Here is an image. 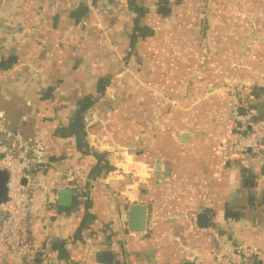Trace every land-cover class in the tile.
<instances>
[{"label": "crops", "instance_id": "obj_1", "mask_svg": "<svg viewBox=\"0 0 264 264\" xmlns=\"http://www.w3.org/2000/svg\"><path fill=\"white\" fill-rule=\"evenodd\" d=\"M82 2L88 13L76 23L71 13ZM137 26L150 33L136 36ZM8 59L0 68L8 126L42 133L54 166L89 169L95 155L109 166L76 210L59 209L57 191L35 197L30 236L45 257L100 264L104 235L111 264H217L215 242L195 231V220L255 249L264 264V165L248 152L219 156L232 137L228 89L243 98L259 89L264 98V0H0V66ZM102 77L106 86L86 112L90 153L81 155L55 130ZM156 162L168 168L161 178L149 168ZM133 206L145 209L140 231L130 229ZM8 262L0 249V264Z\"/></svg>", "mask_w": 264, "mask_h": 264}, {"label": "built area", "instance_id": "obj_2", "mask_svg": "<svg viewBox=\"0 0 264 264\" xmlns=\"http://www.w3.org/2000/svg\"><path fill=\"white\" fill-rule=\"evenodd\" d=\"M231 98L232 118L228 125L232 137L221 142L219 156L229 162L234 156L249 151L264 165V116L255 117L251 101L243 98L239 91L228 89ZM51 146L42 133L25 137L8 126V118L0 110V171L7 173V199L0 203V249L8 259V264H21L35 257L51 263L30 236L33 203L36 196H46L67 188L76 192L81 188L88 190L96 182L88 176L87 170L79 167L53 165ZM57 192L56 195L57 196ZM193 220L195 217H192ZM194 229L200 234H209L215 242L214 260L217 264H248L256 258L257 251L244 246L215 227L199 228L194 220ZM119 225L116 240L121 241L124 234ZM112 246H117L112 242ZM116 247L114 250H116ZM117 252V250H116ZM52 264H65L63 261Z\"/></svg>", "mask_w": 264, "mask_h": 264}, {"label": "trees", "instance_id": "obj_3", "mask_svg": "<svg viewBox=\"0 0 264 264\" xmlns=\"http://www.w3.org/2000/svg\"><path fill=\"white\" fill-rule=\"evenodd\" d=\"M161 2L162 1H159L157 3L158 13L167 14L169 11L166 8L161 6ZM86 13H88L87 7L82 2L79 4L76 11L71 13V17H74L76 19V23H78L81 21V17L83 15H85ZM149 33H150V31L147 28H143L141 26L136 27V30H135L136 36L137 35L138 36L148 35ZM11 61H12V59L6 60V62H4V64L2 66H0V68L1 69L8 68L9 67L8 65ZM105 86H106V82H104V78L102 77L98 80L96 92H94L91 95H84V96L78 98L77 100L75 99V104L73 106L68 107V111H69L68 122L66 123L65 126H59L55 130L56 135L58 137L64 138V139H67V138L73 139L74 143H75V152L77 151V153H79L81 155H88L90 153L89 145L87 142V134L85 131L86 124H85L84 115L90 109L93 102L99 97V95L102 94ZM43 96L44 95H42L41 98H44ZM247 98L250 99L252 108L254 106L255 100L257 101L256 98H260V102L264 103V98L261 99V93H260L259 89H257V90L254 89L252 91V94L250 96H247ZM255 117H258L257 113H256ZM8 124H10V122ZM251 160L253 162L252 158H251ZM86 170H87L88 176L94 180L97 177H99L100 175H102V173L105 170H109V166H108L106 160L104 159V155H95V163H93V165L89 169H86ZM85 195H86L85 188H81L80 190H76V192H74V202H73L71 207L62 208L58 204L56 206L59 209L64 210V211H68V212L71 210L72 211L76 210V208H78L81 205V203H82V206H84L83 199H84ZM87 217H88V221H89L90 216H87ZM84 224H85V220H82L81 226H84ZM213 227H215V226H213ZM79 235H80V230H78L76 232V237L78 238ZM55 250H57V254H58L59 258H62V259L67 258L68 253L61 248V244H58ZM40 262H41V259L39 257H35V258H33L27 262H23L21 264H40ZM248 264H261V262L259 260H257L256 258H251L250 262Z\"/></svg>", "mask_w": 264, "mask_h": 264}, {"label": "water", "instance_id": "obj_4", "mask_svg": "<svg viewBox=\"0 0 264 264\" xmlns=\"http://www.w3.org/2000/svg\"><path fill=\"white\" fill-rule=\"evenodd\" d=\"M85 120L87 123H89L90 126H93L92 121V115L89 112L85 116ZM186 137V135L184 136ZM183 137V138H184ZM249 153V151H248ZM150 170L153 169L154 174L158 176V178H161V176L158 174L159 170L167 171L168 168H163L162 164H159V162H156V164H153L149 167ZM165 172V173H167ZM6 183H7V173L4 171H0V203H4L7 199V189H6ZM57 203L61 207H69L72 205L74 194L73 191L67 188H62L58 191V198ZM230 207L235 208L234 205L229 204ZM145 209L139 206H133L130 210V229L133 231H140L142 230L144 226V215H145ZM197 221L198 224L202 227L205 226L207 223V215L202 211L199 214H197ZM103 238H105L104 242L101 243L100 247H97V251L95 253V259L100 264H111L112 263V252L110 248V240L106 238V236L103 235Z\"/></svg>", "mask_w": 264, "mask_h": 264}]
</instances>
